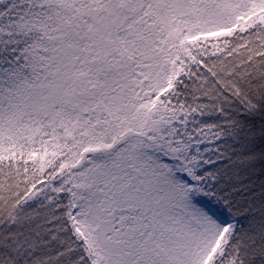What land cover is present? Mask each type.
Instances as JSON below:
<instances>
[{
    "label": "snow or ice",
    "instance_id": "obj_1",
    "mask_svg": "<svg viewBox=\"0 0 264 264\" xmlns=\"http://www.w3.org/2000/svg\"><path fill=\"white\" fill-rule=\"evenodd\" d=\"M0 264H264V0H0Z\"/></svg>",
    "mask_w": 264,
    "mask_h": 264
}]
</instances>
